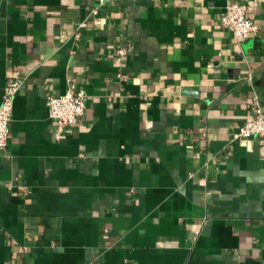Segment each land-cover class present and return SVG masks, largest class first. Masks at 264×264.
<instances>
[{
  "label": "crops",
  "instance_id": "1",
  "mask_svg": "<svg viewBox=\"0 0 264 264\" xmlns=\"http://www.w3.org/2000/svg\"><path fill=\"white\" fill-rule=\"evenodd\" d=\"M0 0V264H264V0ZM97 8V13L92 10ZM85 21L79 38L73 26ZM124 48L120 60L117 48ZM86 93L59 126L46 96Z\"/></svg>",
  "mask_w": 264,
  "mask_h": 264
},
{
  "label": "built area",
  "instance_id": "2",
  "mask_svg": "<svg viewBox=\"0 0 264 264\" xmlns=\"http://www.w3.org/2000/svg\"><path fill=\"white\" fill-rule=\"evenodd\" d=\"M104 1L100 0V4ZM97 13V8L92 10ZM221 25L228 29L236 41L241 42L254 34L258 26L248 15V5L236 0H227L225 9L220 17ZM85 21L77 22L72 28V35L79 38ZM125 53L124 48H117L116 57L118 60ZM22 78L9 77L3 89L0 102V150L4 149L8 141V132L12 120L13 102L16 92L22 87ZM86 93L83 89H77L74 82L68 80L67 88L61 94H48L46 104L48 115L59 126H67L77 121L85 108ZM251 113L245 118L243 125L237 132V137L247 138L253 135L264 137V105L257 97L252 98ZM79 264H100L99 261L82 262Z\"/></svg>",
  "mask_w": 264,
  "mask_h": 264
}]
</instances>
